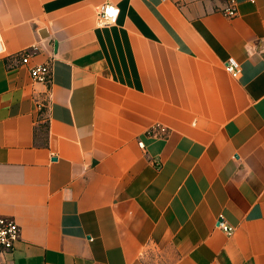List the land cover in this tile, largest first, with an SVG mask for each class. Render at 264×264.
Segmentation results:
<instances>
[{
    "label": "crops",
    "instance_id": "crops-1",
    "mask_svg": "<svg viewBox=\"0 0 264 264\" xmlns=\"http://www.w3.org/2000/svg\"><path fill=\"white\" fill-rule=\"evenodd\" d=\"M0 214V264H264V0H0Z\"/></svg>",
    "mask_w": 264,
    "mask_h": 264
},
{
    "label": "built area",
    "instance_id": "built-area-1",
    "mask_svg": "<svg viewBox=\"0 0 264 264\" xmlns=\"http://www.w3.org/2000/svg\"><path fill=\"white\" fill-rule=\"evenodd\" d=\"M255 1V0H251ZM118 9V15L116 10ZM111 10V12H110ZM223 14L228 17H235L238 12L237 8L232 5L225 8ZM114 13V14H112ZM120 9L113 3H105L99 10L97 18L100 26H109L115 24L118 21ZM31 53L29 50H25L20 53L22 61L28 62ZM226 70L236 77L239 72V64L234 59L230 58L226 62ZM30 74L32 78L37 82L50 83L52 81V66L50 63L37 64L30 67ZM217 226L223 229L228 235H232L234 227L230 226L222 218L217 220ZM21 238V227L13 216L0 214V256L10 252L14 249L15 243Z\"/></svg>",
    "mask_w": 264,
    "mask_h": 264
},
{
    "label": "clouds",
    "instance_id": "clouds-1",
    "mask_svg": "<svg viewBox=\"0 0 264 264\" xmlns=\"http://www.w3.org/2000/svg\"><path fill=\"white\" fill-rule=\"evenodd\" d=\"M116 14L118 15V9L116 10Z\"/></svg>",
    "mask_w": 264,
    "mask_h": 264
},
{
    "label": "snow or ice",
    "instance_id": "snow-or-ice-1",
    "mask_svg": "<svg viewBox=\"0 0 264 264\" xmlns=\"http://www.w3.org/2000/svg\"><path fill=\"white\" fill-rule=\"evenodd\" d=\"M110 12H111V10H110ZM112 14H114V13H112Z\"/></svg>",
    "mask_w": 264,
    "mask_h": 264
}]
</instances>
